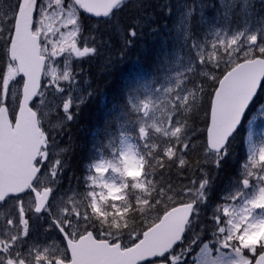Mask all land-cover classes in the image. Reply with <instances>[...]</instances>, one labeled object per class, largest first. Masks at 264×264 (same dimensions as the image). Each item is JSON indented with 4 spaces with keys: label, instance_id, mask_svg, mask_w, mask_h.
I'll return each mask as SVG.
<instances>
[{
    "label": "snow or ice",
    "instance_id": "1",
    "mask_svg": "<svg viewBox=\"0 0 264 264\" xmlns=\"http://www.w3.org/2000/svg\"><path fill=\"white\" fill-rule=\"evenodd\" d=\"M258 3L218 0L212 23L203 0L156 5L177 14L178 50L125 86L119 126L65 177L73 149L57 137L92 95L80 62L107 43L101 24L132 43L151 6L124 28L128 0H0V264H264V132L248 119L264 96ZM245 121L246 156L216 194Z\"/></svg>",
    "mask_w": 264,
    "mask_h": 264
},
{
    "label": "trees",
    "instance_id": "2",
    "mask_svg": "<svg viewBox=\"0 0 264 264\" xmlns=\"http://www.w3.org/2000/svg\"><path fill=\"white\" fill-rule=\"evenodd\" d=\"M159 1L160 0L131 1L130 3H128V7L124 8L123 11L117 13L116 20L121 21L120 18H122L124 22L121 21L120 25H123L124 28H127L129 25L133 24L135 22V19L141 17V14L143 12L142 11L139 14V8L137 7V5L140 3L151 6L148 8V14L144 17L149 16L154 17L156 20H160V17L162 18L163 16V12H161L160 9L156 7V5L161 3V1L160 3ZM123 16H126V18H124ZM90 21L95 22L93 20ZM90 21L89 23H91ZM141 24H143V22H141ZM141 24L140 26H142ZM139 29L140 27L137 29L138 34L136 37H134V41L133 38H131L132 43L125 46V43L124 41L122 42L119 33L117 31H114L112 28V35L110 36V39H106L107 44H109L108 49H101L108 52V56H106L103 61L101 60V62H95L91 64L93 61L92 60L91 62L87 63V69L90 68V90L92 91V97L85 105L79 108L74 121L68 123L66 130L61 136L64 145H71L73 149L68 154V156L65 157L66 159H68L70 165L69 170L65 173V177H67L70 173L80 175L84 170V165L86 164V162H88L89 159L96 154L97 149L103 148L104 143H106L107 136L114 130V127H117L118 124L110 126L109 122L113 120V117L118 111L116 106L121 101L122 92L125 86L130 83L129 78L131 68L128 69L127 72V65L130 67L131 63H141L142 54L143 58L150 57L151 59L153 57L150 56V53H148V51L151 49V46L146 41L148 37L152 36L145 35L143 37L144 39H142V43H140L141 34ZM141 47L143 48V53L141 52ZM151 50L153 51V49ZM126 52H128V55L126 54ZM139 52H141L142 54H140ZM126 56H128V61L126 59ZM129 56H132L130 60ZM132 59H134V61ZM150 61H152L153 64L156 63L154 62V58H152ZM102 64H106L108 65V67L105 71L107 73L100 76L99 73H101L100 67ZM133 71L134 67L132 68L131 72ZM123 74L127 75L128 82L125 78L126 75L124 76V78L122 77ZM258 102L259 101H257V103ZM197 123L200 127L204 126L202 115ZM239 141L240 140L238 137L234 145L235 148L239 147ZM234 155L240 154L238 152H235ZM236 159H230L224 164L221 170L220 179L217 181V186L220 185L222 181H224L225 177L229 179L231 177L230 175L233 174L234 171H237V169H235ZM232 166L234 167L233 169ZM173 179L175 180V176H173ZM65 186H67L66 181Z\"/></svg>",
    "mask_w": 264,
    "mask_h": 264
},
{
    "label": "rangeland",
    "instance_id": "3",
    "mask_svg": "<svg viewBox=\"0 0 264 264\" xmlns=\"http://www.w3.org/2000/svg\"><path fill=\"white\" fill-rule=\"evenodd\" d=\"M162 2V0H160ZM159 1V3H160ZM172 3H175L176 0H171ZM203 3L206 5V7H204L203 9V14H204V19L206 21H208L209 23H212L215 21V18L217 17V7H218V0H203ZM224 3L227 5L228 0H224ZM216 6V7H214ZM257 7H259V3L257 0ZM142 9H139V14L140 12H142ZM124 18H126V16H123ZM150 18H151V22H150ZM176 19H177V14H173L171 16L167 15L166 13H163L162 18L160 17V20H156L154 17H143L139 23L141 24V22H143V24H141L142 26H140V34H141V42L142 43V39H144L143 37L146 35H151L152 37H148V39L146 40L147 43L151 46V49H153V51L150 49L148 51V53H150V56H153L152 58H154V62H156L155 64H153L152 61H150V57H145L143 58V48L141 47V52H139L140 54H142L141 56V60L142 62H134L131 63V66L129 67L127 65V72L128 69H130V83L136 79H144V80H150L154 75H156V65L158 64L160 57L162 56L163 53L168 52V53H174L178 50L179 48V44H178V40H177V36H176V31L174 29V24L176 23ZM120 20L122 22L123 19L120 18ZM136 20V19H135ZM199 18H197V21H194V31H196L197 35L202 36L203 35V26L198 22ZM116 18L113 21L116 22ZM121 21H118L119 24H121ZM109 25H105V24H101L100 27V35H102L104 37V39H110V36L112 35V27H108ZM119 35L121 36V40L122 42L124 41V34L122 32H118ZM156 35V36H154ZM135 38H133L134 41ZM108 45L109 44H104L102 46L101 49H108ZM109 51V50H108ZM107 54H109L108 52H106L105 50H101V53L99 56H96L90 60L85 59L84 61L80 62V67L83 68V73H81L80 78H79V88L81 90H85L87 89L88 91H90L92 93V91L90 90V72L89 69H87V63L91 62L92 63H97V62H101V60L103 61V59H105L106 56H108ZM126 54L128 55V52H126ZM129 60L131 59L132 56H129ZM126 59L128 61V56H126ZM134 61V59H132ZM108 65L106 64H102L100 67V76H102V74H106ZM134 67V71L131 72L132 68ZM88 71V72H87ZM88 74V75H87ZM126 74H123L122 77L124 78ZM127 82H128V77L127 75L125 76ZM89 99V98H88ZM87 99V100H88ZM86 100V102H87ZM264 102V96H261L259 102L257 103V109H254L253 112L250 114V116L248 117V119H252L253 116L256 117V119L254 120L253 124L251 125V129L254 133L253 139H259V136L261 134V132H264V116H260L259 112H258V107L259 104ZM52 123H55V121H52ZM119 123H123V120H121ZM119 126V124L117 125V127ZM66 130V129H65ZM68 133V132H67ZM247 133H248V127H247V121L245 123V128L242 130L241 132V136L239 137V147H234V154L235 152H238L240 155H234V158L232 157V160L236 159L235 162V169L238 168V162L242 163L243 162V157L246 156V145H244L242 143L243 139H246L247 137ZM63 135V134H62ZM57 137V142L59 145L64 146L63 140L61 139V136ZM65 138V137H64ZM63 138V139H64ZM237 145V144H236ZM241 156V159H240ZM234 167L232 166V169ZM233 171V170H232ZM231 171V172H232ZM237 171H234L233 174H231L230 176L232 177L233 175H236ZM228 181V179L225 177L224 181H222V183L220 185L217 186L216 188V194L219 193L220 189L223 187V185ZM189 259H191V257H189Z\"/></svg>",
    "mask_w": 264,
    "mask_h": 264
}]
</instances>
